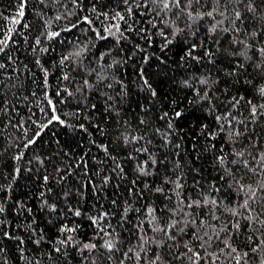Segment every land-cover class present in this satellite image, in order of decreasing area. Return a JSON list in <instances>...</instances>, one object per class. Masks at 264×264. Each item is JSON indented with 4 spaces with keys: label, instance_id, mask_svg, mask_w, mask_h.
Here are the masks:
<instances>
[{
    "label": "trees",
    "instance_id": "1",
    "mask_svg": "<svg viewBox=\"0 0 264 264\" xmlns=\"http://www.w3.org/2000/svg\"><path fill=\"white\" fill-rule=\"evenodd\" d=\"M252 3L255 12L246 10L247 0L229 4L230 11L235 7L242 14L233 24L230 12L229 18L196 20L177 9L157 14L151 0H0V40L10 36L7 46L0 44V264H150L155 255L161 264H191L178 258L186 243L200 251L201 264H235L227 249L220 252L219 241L201 249L191 227L173 233L179 246L148 243L139 261L133 253L141 235L165 239L146 222L149 208L156 210L158 227L177 218L171 209L181 220L196 217L197 223L202 219L213 226L210 217L219 216L222 227L233 219L225 209L242 202L227 172L237 174L233 153L264 151V71L256 68L264 64L256 51L264 47V35H250L264 33V0ZM193 8L201 14L211 10L209 0ZM117 13L124 19H113ZM218 21L223 22L211 32ZM53 32L59 35L49 39ZM236 40L252 45L250 59L238 55L244 44ZM233 97L243 99L233 106ZM248 101L258 109L255 117ZM53 115L64 123L48 124ZM41 125L47 127L41 131ZM237 130L243 135L230 139ZM32 139L35 143L25 148ZM257 140L261 147L253 148ZM177 180L183 185L179 197L172 183ZM181 198L185 203L215 199L219 206L187 209L178 205ZM180 208L191 216L179 215ZM240 223L231 243L248 253L241 264H261L264 251L252 248L264 238V226L254 231L247 221ZM64 226L76 230L61 232ZM68 236L72 243L61 245ZM109 238L118 249L111 254L102 246ZM86 243L97 247L83 249ZM129 249L133 253L126 259Z\"/></svg>",
    "mask_w": 264,
    "mask_h": 264
},
{
    "label": "snow or ice",
    "instance_id": "2",
    "mask_svg": "<svg viewBox=\"0 0 264 264\" xmlns=\"http://www.w3.org/2000/svg\"><path fill=\"white\" fill-rule=\"evenodd\" d=\"M72 2L75 4L77 3V0H72ZM151 2L155 5H157L158 12H170L173 9H177L180 12H183L185 15H187L190 19L196 20V19H202L203 15H207L208 17L215 18L216 15H219L221 17L229 18V12L230 16L233 18L232 23L235 24L236 21L242 19L241 12L235 10V7L229 10V4H234L237 2V0H209V6L211 7V10L207 13H196L195 8H193V5L196 6H202L203 0H151ZM239 3H243V0H238ZM248 7L247 11L255 12V5L252 3V0H247ZM128 3V0H125V4ZM131 9H129V12ZM18 15L20 17H23L24 11H23V4L20 5V10L18 12ZM57 19H60L58 16ZM113 19H119L123 20L124 17L120 13H117L116 16L113 17ZM264 19V18H262ZM85 22L91 24V20L88 19V17H84ZM223 21H218L216 25H214L210 31L216 32L218 30L219 24H221ZM15 23H19V21H15ZM76 25H73L75 27ZM113 27H115L116 31H119V24H115ZM223 31L227 32L229 31L228 28L222 29ZM232 31L239 32V28L233 27L231 29ZM109 35H115V32H112L111 29L107 30ZM59 35V33H50L49 39H52L53 37ZM253 38H255L258 35H264V33H257L252 32L250 34ZM100 39H105L106 37H99ZM8 39H10V36L5 38L4 40H0V44H3L7 46ZM171 41H169L170 43ZM39 44V40L36 42ZM235 43L237 44H244L243 41L236 40ZM252 49V45L244 44V51H241L238 53L240 57H243L244 59H250L247 55V51ZM4 48L0 47V52H3ZM262 57H264V47H260L259 49H256ZM190 54V53H189ZM77 56L80 55L79 52L76 53ZM206 55L211 56L212 53L208 52ZM235 55V54H234ZM64 59H68V57H65ZM39 64V61H37ZM63 63V60L61 61ZM4 65L0 64V68H3ZM238 69H244L243 64H237L236 66ZM256 68L264 71V64H257ZM45 76H47V72H45ZM64 79H68L67 76L63 77ZM102 79V77H100ZM206 82V81H202ZM87 83V81H85ZM145 85H147V81H144ZM150 87V86H149ZM155 95V92L152 93ZM260 94L264 96V88L260 89ZM47 99V96L45 97ZM243 97H240L237 99L236 97L232 98V105H238L240 103V100H242ZM48 104L52 107L53 113H55V106L52 103L51 99H48ZM248 104L251 106V114L255 117L257 115L258 109L255 105H252L251 101H248ZM261 109H264V105L260 106ZM167 115V114H165ZM181 115L180 112L176 113V117H179ZM218 120L220 119H226V117H217ZM59 121L61 124L64 122L59 120V117L56 115H53L52 119L48 121V124H51L53 121ZM229 124L232 122L229 120ZM41 131H43L44 128L47 127V125H41ZM171 128V125H169ZM37 137L40 135V132H38ZM243 133L237 131H234L232 133H229V138L232 139L233 137L239 138ZM133 141L143 140V137H131ZM125 142H128V138H125ZM35 143V139L29 140L27 144H25V148H27L29 145ZM253 148H259L261 147L259 141L257 140L253 145ZM106 150V149H105ZM146 152L147 149H144ZM237 159H234L231 161V164L238 165L237 174H239V170L242 168L244 172L242 174H239V178H237V174L232 173L231 169H227L229 177L233 180V182L236 185L237 191L242 194V202L236 204L233 207L226 208L225 211L233 218L231 221L225 222V224L221 227L220 226V220L221 218L219 216H211L210 220L215 221V226L210 225L205 220H199V223H197L198 218L193 217L188 220H181L178 218V212L177 209H171L170 213L173 217H177L175 219H172L170 223H168L165 226L158 227L156 226L158 224V219L155 215V209L149 208L147 209V215L151 217L150 220H147L146 222L149 223L152 226V231L156 233H162L165 239L157 240L155 238H152L151 241L145 240L143 238V235L138 237V240L141 242L139 251H136L133 253L132 249H129L128 252H124L123 256L127 259L129 257V253H133L134 257L137 261L142 259L141 253L146 252V248L144 245L148 243H154L158 247H171V245L167 244V241H172L173 244H177L178 242L176 240V236L173 235L174 232L178 231L179 233H184L186 228L191 227L192 228V235L193 238L200 242V248L204 249L206 246H210L213 240L219 241L223 243L224 248L220 249V252L223 253L225 249L228 250V255L232 257L235 260V264H241V261L244 260L245 257L248 256V253L245 252L241 254L237 248L232 246L231 239L232 236L235 235L236 232H239L241 229V220L247 221L246 227H252L254 231L259 230L255 228L254 226L260 225L264 226V151H257L255 154L253 152L248 151L247 149L241 150V151H235L233 153ZM16 159H20V157H16ZM220 164H224V156H220L217 158ZM147 162H145L146 164ZM152 163H155V160H152ZM139 170L142 174H146V168L144 166H139ZM123 170L121 169V172ZM251 174V175H249ZM252 177H260L258 180H254L253 183L255 186H253V183H244L245 180L251 179ZM45 181L47 180V177L44 178ZM221 179L223 180L224 177L222 176ZM107 182V181H106ZM175 184L176 189V195L180 196V190L183 188V185L179 183V180L172 182ZM215 191H219V189H214ZM157 192H162L163 189L157 188ZM43 195V193L41 194ZM178 205H182L183 208L187 209H195L205 206H216L218 207V202L215 199H204L203 202L200 200L191 201L189 203H185L184 198H181L178 200ZM53 210L55 206H52ZM183 208H180L179 215H189L191 216V213H185L183 212ZM4 211L3 207H0V213ZM128 209H125V212H127ZM139 211V210H136ZM75 216H80L81 213L79 211L74 212ZM107 214L100 216L97 219L93 220V223H98L99 220H103ZM144 222H141L140 225H138V228L142 227ZM202 228H208L210 231L204 232L203 236L198 235L199 231ZM76 229L69 228L67 226H64L61 229V232H74ZM223 234V235H222ZM7 235V233H5ZM104 235L107 237H111L112 233H109L107 231H104ZM264 235V233H262ZM72 237L68 236L63 240H60L59 243L61 245H69L72 243ZM247 239L249 241L253 240L252 236H248ZM37 244L40 243L39 240L35 241ZM110 254L114 251H118L116 248V243L111 239H106L104 241V244L102 245ZM97 245L94 243H86L83 245V249L93 250L96 249ZM183 247L187 249V251L183 254H178L179 256H183L187 260L191 262V264H201V262L205 259L201 256L200 251H196L193 247H189L188 244H184ZM83 249L81 251H83ZM56 252H60V248L54 249ZM2 251V249H0ZM258 251H264V238H260L259 242L256 243V246L252 248V252L256 253ZM209 258H211L212 254H208ZM109 258H111L109 256ZM215 259H218V256L215 257ZM121 264H124L123 261H121ZM150 264H161V257L159 255H155V258L150 262ZM261 264H264V260L261 261Z\"/></svg>",
    "mask_w": 264,
    "mask_h": 264
}]
</instances>
